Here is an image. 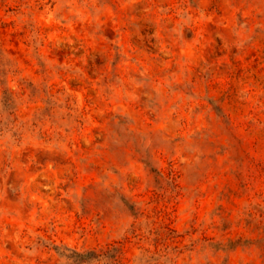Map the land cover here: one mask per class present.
<instances>
[{
	"label": "rangeland",
	"instance_id": "1",
	"mask_svg": "<svg viewBox=\"0 0 264 264\" xmlns=\"http://www.w3.org/2000/svg\"><path fill=\"white\" fill-rule=\"evenodd\" d=\"M0 264H264V0H0Z\"/></svg>",
	"mask_w": 264,
	"mask_h": 264
}]
</instances>
